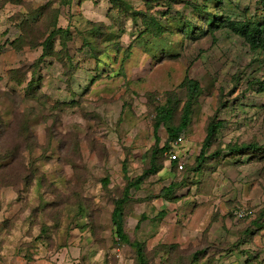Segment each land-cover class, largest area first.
I'll return each instance as SVG.
<instances>
[{
	"label": "rangeland",
	"instance_id": "374dc122",
	"mask_svg": "<svg viewBox=\"0 0 264 264\" xmlns=\"http://www.w3.org/2000/svg\"><path fill=\"white\" fill-rule=\"evenodd\" d=\"M229 22L264 0H0V264H137L113 202L187 105L183 170L154 156L123 232L145 264H264V50Z\"/></svg>",
	"mask_w": 264,
	"mask_h": 264
},
{
	"label": "trees",
	"instance_id": "16d2710c",
	"mask_svg": "<svg viewBox=\"0 0 264 264\" xmlns=\"http://www.w3.org/2000/svg\"><path fill=\"white\" fill-rule=\"evenodd\" d=\"M227 26L230 28V30L241 36L245 42L249 45L251 49L257 50L262 49L264 50V26L260 24H253V23H244V24H239L237 22H229ZM55 34L53 31L49 33L47 36V43L49 44V48L52 47ZM32 81V80H31ZM33 84V83H32ZM32 84H29V86H32ZM197 84L193 83V89L194 92L197 91ZM264 89V88H263ZM261 89V90H263ZM191 115V109L190 105L184 106L182 109V116L180 120V124L177 127L173 126H168L167 122L170 120V112L166 109H161L159 113H157V119H155V123L153 125V138H154V146L151 149V155L152 157V165L150 169L144 172V174L141 177H138L136 180L133 182L127 181V185L124 189L123 197L122 199L115 200L113 202V210L111 213V221L113 224V227L115 228V235L117 236L118 240L127 244L133 251L136 253L137 257V264H145L144 259H143V245L138 243V242H130L128 237L124 234L123 228L121 226V223L119 221V215L121 214V203L125 200V198L128 195V192L140 185L143 181V179L149 175V174H154L158 171L156 168L157 166L154 165V160H155V155L161 154L164 156L166 160V152L171 150L172 144L179 138L183 137L182 132L183 130L187 127L189 123V117ZM166 127V135L167 139L165 140L163 146L161 147V138L159 135V130L161 127ZM218 129V124L211 123L208 128H207V135L206 138L203 142V145L199 151V155L197 157L198 160H201L205 156V151L210 147L211 139L212 137L216 134V131ZM244 149H256L255 145H243L239 147H235L233 149V152H239ZM258 150V149H256ZM219 153H216L215 156H218ZM174 169L177 171V166L176 164H173ZM178 172V171H177ZM181 172V171H180ZM179 172V173H180ZM171 189L163 190L162 193L167 194L170 192ZM233 217V216H232ZM144 217H142L143 219ZM140 222V221H139Z\"/></svg>",
	"mask_w": 264,
	"mask_h": 264
},
{
	"label": "built area",
	"instance_id": "2783aa9c",
	"mask_svg": "<svg viewBox=\"0 0 264 264\" xmlns=\"http://www.w3.org/2000/svg\"><path fill=\"white\" fill-rule=\"evenodd\" d=\"M183 144V137H179L173 144L171 150L166 152V161L167 163L173 165L176 164L177 171L180 172L183 170L185 165V160L180 154V147ZM234 221H243L248 216V211L244 208L235 210L232 213Z\"/></svg>",
	"mask_w": 264,
	"mask_h": 264
},
{
	"label": "crops",
	"instance_id": "0c3cea01",
	"mask_svg": "<svg viewBox=\"0 0 264 264\" xmlns=\"http://www.w3.org/2000/svg\"><path fill=\"white\" fill-rule=\"evenodd\" d=\"M180 154H181V151H180ZM183 156V158L185 157L184 154H181Z\"/></svg>",
	"mask_w": 264,
	"mask_h": 264
}]
</instances>
